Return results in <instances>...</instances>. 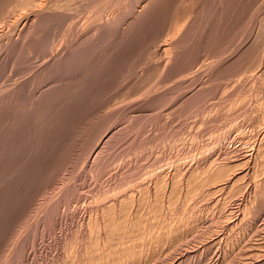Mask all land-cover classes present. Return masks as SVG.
I'll return each mask as SVG.
<instances>
[{
    "label": "rangeland",
    "instance_id": "1",
    "mask_svg": "<svg viewBox=\"0 0 264 264\" xmlns=\"http://www.w3.org/2000/svg\"><path fill=\"white\" fill-rule=\"evenodd\" d=\"M0 6V264H264V0Z\"/></svg>",
    "mask_w": 264,
    "mask_h": 264
},
{
    "label": "bare ground",
    "instance_id": "2",
    "mask_svg": "<svg viewBox=\"0 0 264 264\" xmlns=\"http://www.w3.org/2000/svg\"><path fill=\"white\" fill-rule=\"evenodd\" d=\"M21 1V0H20ZM84 1V0H83ZM89 1V0H88ZM96 1V0H95ZM98 1V0H97ZM101 1V0H100ZM178 1V0H177ZM191 1V0H190ZM127 2V1H126ZM158 2V1H157ZM159 2H160V0H159ZM53 3V2H52ZM59 3V2H58ZM74 3V2H73ZM79 3H80V1H79ZM115 3V2H114ZM148 3V2H147ZM171 3H173V1L171 2ZM6 4V3H5ZM8 4V3H7ZM11 4V3H10ZM85 4H86V2H85ZM89 4H91L90 2H89ZM88 4V5H89ZM92 4H93V2H92ZM135 4V3H134ZM159 4V3H158ZM188 4V3H187ZM22 5V4H21ZM56 5H58V4H56ZM75 5V4H74ZM83 5V4H82ZM146 5V4H145ZM3 6V5H2ZM84 6V5H83ZM82 6V7H83ZM104 6V5H103ZM147 6V5H146ZM150 6V5H149ZM175 6V5H174ZM185 6V5H184ZM1 7V6H0ZM56 7V6H55ZM59 8H60V6H58ZM57 7V8H58ZM93 7V6H92ZM143 7H144V5H143ZM152 7V6H151ZM180 7V6H179ZM23 8V7H22ZM52 8H53V6H52ZM63 8H64V6H63ZM85 8V7H84ZM148 8H150V7H148ZM183 8V7H182ZM187 8V7H186ZM185 8V9H186ZM7 9V8H6ZM131 9V8H130ZM128 10V11H131V10ZM143 9V8H142ZM174 9H175V7H174ZM202 9V8H201ZM34 10V9H33ZM53 10H54V8H53ZM52 10V11H53ZM58 10V9H57ZM87 10H88V8H87ZM100 10V9H99ZM104 10V9H103ZM124 10V9H123ZM177 10V9H176ZM204 10V9H203ZM48 11V10H47ZM70 11V10H69ZM76 11V10H75ZM82 11H84V9L82 10ZM187 11H188V9H187ZM202 11V10H201ZM7 12V11H6ZM48 12H50V11H48ZM55 12V11H54ZM57 12V11H56ZM55 12V13H56ZM64 12V11H63ZM91 12V11H90ZM97 12V11H96ZM183 12V11H182ZM11 13V12H10ZM51 13V12H50ZM54 13V14H55ZM65 13H67V12H65ZM125 13V12H124ZM201 13V12H200ZM49 14V13H48ZM73 14V13H72ZM104 14V13H103ZM121 14V13H120ZM123 14V13H122ZM174 14V13H173ZM172 14V15H173ZM10 15V14H9ZM16 15V14H15ZM130 15V14H129ZM190 15V14H189ZM188 15V16H189ZM8 16V15H7ZM39 16V15H38ZM43 16V15H42ZM58 16V15H57ZM112 16V15H111ZM116 16V15H115ZM124 16V15H123ZM126 16V15H125ZM121 17V16H120ZM138 17V16H137ZM194 17V16H193ZM33 18V17H32ZM91 18H92V16H91ZM124 18V17H123ZM177 18V17H176ZM75 19H76V17H75ZM96 19V18H95ZM135 19V18H134ZM138 19V18H137ZM145 19V18H144ZM179 19V18H178ZM187 19V18H186ZM41 20V19H40ZM43 20V19H42ZM49 20H50V18H49ZM83 20V19H82ZM117 20V19H116ZM116 20H114V21H116ZM172 20V19H171ZM191 20V19H190ZM89 21V20H88ZM126 21V20H125ZM173 21V20H172ZM171 21V22H172ZM184 21V20H183ZM195 21V20H194ZM35 22V21H34ZM96 22V21H95ZM103 22V21H102ZM118 22V21H117ZM123 22H124V19H123ZM122 22V23H123ZM174 22V21H173ZM46 23V22H45ZM61 23V22H60ZM71 23V22H70ZM170 23V22H169ZM178 23V22H177ZM140 24V23H139ZM184 24V23H183ZM40 25V24H39ZM46 25V24H45ZM107 25V24H106ZM191 25V24H190ZM56 26V25H55ZM93 26V25H92ZM91 26V27H92ZM100 26V25H99ZM109 26V25H108ZM136 26V25H135ZM171 26V25H170ZM193 26V25H192ZM78 27V26H77ZM102 28V27H101ZM128 28H130V27H128ZM136 28V27H135ZM162 28V27H161ZM166 28V27H165ZM37 29H38V26H37ZM67 29H68V27H67ZM74 29V28H73ZM84 29V28H83ZM171 29H172V27H171ZM170 29V30H171ZM54 30V29H53ZM87 30V29H86ZM126 30V29H125ZM117 31V30H116ZM129 31V30H128ZM168 31H169V29H168ZM185 31V30H184ZM187 31V30H186ZM5 32V31H4ZM9 32V31H8ZM26 32V31H25ZM58 32V31H57ZM80 32V31H79ZM85 32V31H84ZM161 32V31H160ZM23 33V32H22ZM38 33V32H37ZM36 33V34H37ZM89 33V32H88ZM175 33V32H174ZM11 34V33H10ZM34 34V33H33ZM41 34H43V33H41ZM72 34V33H71ZM25 35V34H24ZM23 35V36H24ZM89 35V34H88ZM94 35V34H93ZM116 35V34H115ZM18 36V35H17ZM95 36H97L96 34H95ZM163 36V35H162ZM41 37V36H40ZM58 37V36H57ZM91 37V36H90ZM159 37V36H158ZM167 37V36H166ZM14 38V37H13ZM28 38V37H27ZM60 38V37H59ZM88 38H89V36H88ZM26 39V38H25ZM35 39V38H34ZM71 39V38H70ZM164 39V38H163ZM173 39V38H172ZM179 39V38H178ZM19 40V39H18ZM37 40V39H36ZM82 40H83V38H82ZM157 40V39H156ZM160 40V39H159ZM20 41V40H19ZM23 41V40H22ZM30 41V40H29ZM47 41V40H46ZM90 41H92L91 40V38H90ZM172 41V40H171ZM179 41V40H178ZM100 42V41H99ZM158 42V41H157ZM174 42V41H173ZM184 42V41H183ZM87 43V42H86ZM177 43V42H176ZM17 44V43H16ZM16 44H15V46H16ZM26 44H27V42H26ZM31 44V43H30ZM80 44V43H79ZM85 44V43H84ZM88 44V43H87ZM173 44H175V43H173ZM21 45V44H20ZM29 45V44H28ZM37 45V44H36ZM41 45H43V44H41ZM78 45V44H77ZM82 45V44H81ZM177 45V44H176ZM30 46V45H29ZM34 46V45H33ZM32 46V47H33ZM104 46V45H103ZM154 46V45H153ZM1 47V46H0ZM25 47V46H24ZM44 47H45V45H44ZM64 47V46H63ZM156 46H154V48H155ZM172 47V46H171ZM176 47H174V49H175ZM77 49V48H76ZM10 50H12V48L10 49ZM19 50V49H18ZM21 50H23V49H21ZM27 50V49H26ZM53 50V49H52ZM67 50V49H66ZM87 50V49H86ZM1 51V50H0ZM48 51V50H47ZM98 51V50H97ZM13 52V51H12ZM43 52V51H42ZM69 52V51H68ZM94 52V51H93ZM151 52V51H150ZM153 52V51H152ZM170 52V51H169ZM175 52V51H174ZM28 53H29V51H28ZM38 53V52H37ZM90 53V52H89ZM40 54V53H39ZM22 55V54H21ZM27 55V54H26ZM25 55V56H26ZM61 55V54H60ZM88 55V54H87ZM108 55V54H107ZM148 55V54H147ZM32 56V55H31ZM58 56V55H57ZM102 56V55H101ZM47 57V56H46ZM59 57V56H58ZM35 58V57H34ZM84 58V57H83ZM170 58V57H169ZM3 59V58H2ZM30 59V58H29ZM40 59V58H39ZM64 59V58H63ZM47 60V59H46ZM65 60V59H64ZM128 60V59H127ZM153 60V59H152ZM57 61V60H56ZM62 61V60H61ZM9 62V61H8ZM15 62V61H14ZM17 62V61H16ZM54 62V61H53ZM151 62V61H150ZM32 63V62H31ZM30 63V64H31ZM55 63V62H54ZM2 64V63H1ZM10 64V63H9ZM39 64V63H38ZM146 64V63H145ZM5 65V64H4ZM23 65V64H22ZM28 65V64H27ZM35 65V64H34ZM54 65V64H53ZM157 65V64H156ZM10 66V65H9ZM16 66V65H15ZM14 66V67H15ZM24 66H26V65H24ZM86 66V65H85ZM11 67H13V66H11ZM4 68V67H3ZM41 68V67H40ZM53 68V67H52ZM55 68V67H54ZM12 69V68H11ZM14 69V68H13ZM34 69V68H33ZM56 69V68H55ZM64 69V68H63ZM5 70V69H4ZM41 70V69H40ZM57 70V69H56ZM6 71V70H5ZM16 71V70H15ZM64 71H66V70H64ZM24 72V71H23ZM54 72V71H53ZM68 72V71H67ZM14 73V72H13ZM27 73V72H26ZM23 74V73H22ZM38 74H39V72H38ZM70 74V73H69ZM6 75V74H5ZM11 75V74H10ZM13 75V74H12ZM35 75V74H34ZM1 77V76H0ZM5 77V76H4ZM42 78V77H41ZM81 78V77H80ZM2 79V78H1ZM15 79V78H14ZM27 79V78H26ZM43 80V79H42ZM39 81V80H38ZM44 81V80H43ZM125 82V81H124ZM41 83V82H40ZM48 83V82H47ZM52 85V84H51ZM31 87V86H30ZM16 89V88H15ZM29 89V88H28ZM7 91V90H6ZM25 91V90H24ZM20 92V91H19ZM15 93V92H14ZM27 94V93H26ZM20 95V94H19ZM10 96V95H9ZM12 98V97H11ZM20 98V97H19ZM37 98V97H36ZM17 99V98H16ZM44 100V99H43ZM6 102V101H5ZM7 104H8V102H7ZM24 106V105H23ZM36 106V105H35ZM4 107V106H3ZM20 107H21V105H20ZM19 108V107H18ZM22 108V107H21ZM24 108V107H23ZM11 109V108H10ZM23 110V109H22ZM10 113V112H9ZM25 115V114H24ZM15 116V115H14ZM11 117V116H10ZM9 117V118H10ZM4 118V117H3ZM1 119V118H0ZM13 120V119H12ZM23 120V119H22ZM21 121V120H20ZM16 122V121H15ZM21 123V122H20ZM7 124V123H6ZM4 126V125H3ZM1 130V129H0ZM21 131V130H20ZM3 133V132H2ZM7 133V132H6ZM1 135V134H0ZM6 136V135H5ZM260 209V208H259ZM258 211V210H257Z\"/></svg>",
    "mask_w": 264,
    "mask_h": 264
}]
</instances>
